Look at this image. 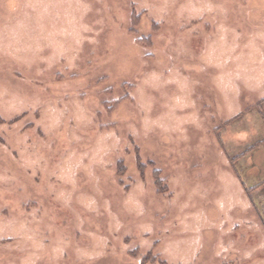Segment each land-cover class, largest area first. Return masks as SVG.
Instances as JSON below:
<instances>
[{
    "label": "rangeland",
    "instance_id": "obj_1",
    "mask_svg": "<svg viewBox=\"0 0 264 264\" xmlns=\"http://www.w3.org/2000/svg\"><path fill=\"white\" fill-rule=\"evenodd\" d=\"M263 98L264 0H0V264H264Z\"/></svg>",
    "mask_w": 264,
    "mask_h": 264
},
{
    "label": "trees",
    "instance_id": "obj_2",
    "mask_svg": "<svg viewBox=\"0 0 264 264\" xmlns=\"http://www.w3.org/2000/svg\"><path fill=\"white\" fill-rule=\"evenodd\" d=\"M256 107H257V111H258V113H259V115H260V117L262 118V120L264 121V98L262 99V100H260L259 101V103L256 105ZM141 168H143V166L141 165ZM158 174V172L156 173V175ZM162 183V180L161 179H159V177H157V179H156V185L158 186L159 184H161ZM160 191V190H159ZM166 191V190H165ZM164 191V192H165ZM137 250L135 249V250H133L132 252H136ZM137 255V254H136ZM144 260H146V258L144 259H142V262L144 261Z\"/></svg>",
    "mask_w": 264,
    "mask_h": 264
}]
</instances>
